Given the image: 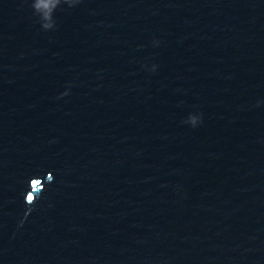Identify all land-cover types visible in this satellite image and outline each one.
<instances>
[{
    "label": "water",
    "instance_id": "95a60500",
    "mask_svg": "<svg viewBox=\"0 0 264 264\" xmlns=\"http://www.w3.org/2000/svg\"><path fill=\"white\" fill-rule=\"evenodd\" d=\"M37 2L0 0V264H264V0Z\"/></svg>",
    "mask_w": 264,
    "mask_h": 264
},
{
    "label": "clouds",
    "instance_id": "9594fccd",
    "mask_svg": "<svg viewBox=\"0 0 264 264\" xmlns=\"http://www.w3.org/2000/svg\"><path fill=\"white\" fill-rule=\"evenodd\" d=\"M59 4V0H38V2L33 6L35 10H40L43 8L45 10V17L50 18L53 10ZM49 27L50 25H44Z\"/></svg>",
    "mask_w": 264,
    "mask_h": 264
},
{
    "label": "snow or ice",
    "instance_id": "6c2138e0",
    "mask_svg": "<svg viewBox=\"0 0 264 264\" xmlns=\"http://www.w3.org/2000/svg\"><path fill=\"white\" fill-rule=\"evenodd\" d=\"M28 199H29V200H31V199H32L31 195H29Z\"/></svg>",
    "mask_w": 264,
    "mask_h": 264
}]
</instances>
